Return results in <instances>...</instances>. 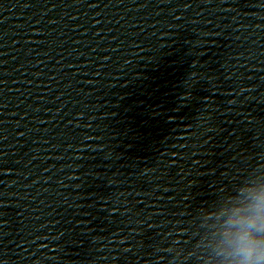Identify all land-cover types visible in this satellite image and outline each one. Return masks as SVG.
<instances>
[{
  "label": "clouds",
  "instance_id": "1",
  "mask_svg": "<svg viewBox=\"0 0 264 264\" xmlns=\"http://www.w3.org/2000/svg\"><path fill=\"white\" fill-rule=\"evenodd\" d=\"M217 215L223 224L209 241L210 264H264V183L242 185Z\"/></svg>",
  "mask_w": 264,
  "mask_h": 264
}]
</instances>
